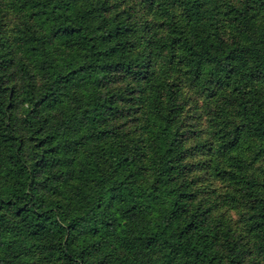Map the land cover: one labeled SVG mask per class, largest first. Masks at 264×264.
<instances>
[{"label": "trees", "instance_id": "obj_1", "mask_svg": "<svg viewBox=\"0 0 264 264\" xmlns=\"http://www.w3.org/2000/svg\"><path fill=\"white\" fill-rule=\"evenodd\" d=\"M0 264H264V0H0Z\"/></svg>", "mask_w": 264, "mask_h": 264}, {"label": "rangeland", "instance_id": "obj_2", "mask_svg": "<svg viewBox=\"0 0 264 264\" xmlns=\"http://www.w3.org/2000/svg\"><path fill=\"white\" fill-rule=\"evenodd\" d=\"M185 92H186V109L187 115H188V122L190 124L194 125V129L200 128L203 129V131H207V116L205 115V109H203V99L202 95L200 94L199 88L194 87L191 84H188L187 87H185ZM198 124V125H195ZM191 146H194V141L190 142ZM204 150V149H203ZM203 150L198 151H192L195 152L193 156L190 158L191 162H197L201 159L206 160L207 157L205 158V155H203ZM261 163L260 161H257L255 163V166H258ZM206 170V169H205ZM200 176L202 184L205 185H210V188L214 187L216 190L221 194L226 192V187L224 186L223 182L218 180V177H211V172L208 170L206 171H201L197 173ZM217 196L216 194H213V198ZM221 208V207H220ZM226 210V209H224ZM230 214L240 223V218H241V210L238 209H233Z\"/></svg>", "mask_w": 264, "mask_h": 264}]
</instances>
